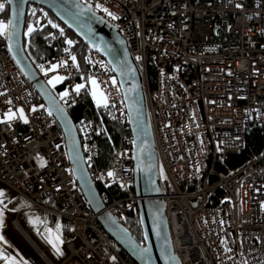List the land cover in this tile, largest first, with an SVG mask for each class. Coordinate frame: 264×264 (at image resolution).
Masks as SVG:
<instances>
[{"label": "built area", "instance_id": "1", "mask_svg": "<svg viewBox=\"0 0 264 264\" xmlns=\"http://www.w3.org/2000/svg\"><path fill=\"white\" fill-rule=\"evenodd\" d=\"M79 1L119 30L142 73L161 197L181 264L263 263L264 152L240 167H221L244 149L246 134L264 123V0ZM0 2L6 4L0 21L7 25V0ZM46 24L40 18L33 26ZM88 61L112 120L129 129L125 96L108 62L92 48ZM52 65L63 80L73 81L79 71L78 57L68 48L42 62L38 71L46 81ZM0 93V182L34 212L29 228L38 220L42 229L51 218L72 221L71 238L61 241L67 253L62 264L76 259L128 264L89 208L72 174L63 133L11 55L6 34L0 35ZM77 99L70 94L60 100L68 108ZM9 111L15 113L11 120ZM76 126L106 210L113 220L126 221L139 201L131 132L123 135L111 165L94 170L99 130L94 118ZM112 185L123 197L110 193ZM24 213L18 212L14 228L47 260L22 226Z\"/></svg>", "mask_w": 264, "mask_h": 264}, {"label": "water", "instance_id": "2", "mask_svg": "<svg viewBox=\"0 0 264 264\" xmlns=\"http://www.w3.org/2000/svg\"><path fill=\"white\" fill-rule=\"evenodd\" d=\"M32 5L50 12L90 48L98 51L108 62L124 93L129 129L134 140V190L139 197L137 210L143 243L138 242L122 222L113 220L106 210L86 165L81 138L68 108L25 52L27 11ZM8 7L9 20L15 23L6 34L9 51L56 119L63 133L72 174L99 225L134 264H181L173 251L166 204L161 197L158 159L143 76L119 30L79 0H25L22 4L20 0H13Z\"/></svg>", "mask_w": 264, "mask_h": 264}, {"label": "trees", "instance_id": "3", "mask_svg": "<svg viewBox=\"0 0 264 264\" xmlns=\"http://www.w3.org/2000/svg\"><path fill=\"white\" fill-rule=\"evenodd\" d=\"M9 18V9L5 14ZM40 18L47 19L48 24L41 28L35 27L36 31L29 37L26 36V31L29 25H36L37 20ZM49 21L52 23L50 24ZM52 24L58 27H52ZM61 29L63 33L61 34ZM73 43L69 45L67 41ZM59 48H68L78 57L79 71L73 81L63 80L55 88H52L58 96L61 93L68 91L70 85L88 83L93 76V71L88 61V53L90 47L78 38L67 26L61 23L47 10L37 7V11L32 15L31 7H28L25 33H24V49L34 66L39 70L42 62L48 60ZM154 76L153 69L151 70ZM77 102L68 106V112L77 125L83 119L94 118L96 128L99 130L97 136L98 142V155L96 157L93 169L108 168L112 161L114 153L122 146V137L129 134L127 127H119L109 115L105 105L98 108L92 101L91 94L87 88L78 92ZM264 152V123L256 125L245 136V147L236 155H232L227 163L221 167V170L228 168H237L245 164L252 157L260 156ZM92 173V169L89 170ZM101 191V189H99ZM110 193L120 198L123 197L122 190L117 185H112L109 188ZM221 195V193L219 194ZM62 227L63 235L66 239L72 236L73 223L70 219L63 218ZM123 225L132 233L134 238L143 243L142 229L139 221L138 210L131 209L128 211L127 220L122 222ZM115 243V242H114ZM116 244V243H115ZM117 246V244H116ZM118 247V246H117ZM124 259L128 264H134L127 254L118 247ZM4 263V259H0V264ZM260 264H264L260 263Z\"/></svg>", "mask_w": 264, "mask_h": 264}, {"label": "rangeland", "instance_id": "4", "mask_svg": "<svg viewBox=\"0 0 264 264\" xmlns=\"http://www.w3.org/2000/svg\"><path fill=\"white\" fill-rule=\"evenodd\" d=\"M36 10L32 9L31 13H35ZM34 25V24H33ZM32 25V26H33ZM34 27V26H33ZM35 28V27H34ZM7 34V31L5 32ZM33 34L28 33V29L26 31V36L29 37ZM49 72H52L51 76L47 79V83L51 88H55L60 82L63 81V76L61 75L60 72L55 68V70H51ZM62 77L63 79L57 82L55 80V77ZM96 80L95 77H92L88 83L83 82L85 87L81 88L80 91L84 90L87 88L91 94L92 101L94 105L98 108L101 105H104L105 99L104 95L102 93L101 88L99 87V84L97 82L96 85H93L91 83V80ZM49 80H52L53 83H49ZM80 84H75L73 86V90L70 89V91L64 92L67 93V95L58 94L59 99L67 98L68 95L73 94L77 96L78 92L76 91V86ZM79 91V92H80ZM96 93L94 96L93 93ZM63 93V94H64ZM20 114V112H19ZM21 116V115H20ZM24 118V117H23ZM22 204H25L26 202L24 200L21 201ZM28 205V204H27ZM29 208V206H28ZM12 212V213H10ZM20 212V211H18ZM18 212L13 213V211H9L8 209L3 212V222H4V228H0V235L4 237V241H0V253H3L4 256L8 257L9 259L14 258L15 259V264H16V257L19 258L21 263L19 264H47L46 261L41 259L40 255L38 254V251L35 250L23 237V234L18 232L13 225L14 219L18 216ZM34 218V212H26L25 213V219L21 222L23 228L31 235L33 240L36 242V244L41 248L42 250L45 251L48 259L53 263V264H62L65 258L67 257V253L62 250L61 246V239H57L59 237V231L61 229V226L59 225V230H57V227L55 228H44L42 229L43 226V221L39 220L36 223V226L34 228H29L28 225V220ZM62 224V222H61ZM51 229V231H49ZM60 240V241H59ZM64 240L66 238L64 237ZM53 244L56 245L60 249V252H57L56 247H53ZM6 262V260H4ZM4 264V263H3ZM67 264H83L80 260H72L71 262Z\"/></svg>", "mask_w": 264, "mask_h": 264}, {"label": "snow or ice", "instance_id": "5", "mask_svg": "<svg viewBox=\"0 0 264 264\" xmlns=\"http://www.w3.org/2000/svg\"><path fill=\"white\" fill-rule=\"evenodd\" d=\"M24 2H25V0H20L21 4L24 3ZM12 3H13V0H7V4H12ZM5 7H6V4L4 2H0V12H3L5 10ZM97 7H100V5H97ZM103 11L108 12V10L106 8L103 9ZM109 15H111V13H109ZM113 18H116V17H113ZM36 23L39 24V20H37ZM49 23L51 24L52 22L49 21ZM9 27H12V28L15 27V23L12 20H9L7 25H5L3 21H0V35H4ZM52 27H58V25L52 24ZM34 31H36V29L32 25H29L28 26V33L31 34ZM60 31H61V34H62L63 33V29H61ZM67 43L69 45H71L73 42L69 40V41H67ZM66 51H67V49H66ZM71 59L75 63L76 57L72 56ZM56 67H57V65H52L51 70H55ZM62 79L63 78L59 77V76L55 77V80L57 82H59ZM49 83H53V81L49 80ZM91 83L93 85L97 84L96 80H94V79L91 80ZM114 83H115V81H114ZM84 87L85 86L83 84L77 85L76 86V91L79 92L80 89L84 88ZM0 94H2V93H0ZM63 95H67V93L62 94V97H63ZM93 95L95 96L96 93L94 92ZM104 99L106 100V98H104ZM9 103H11V101H9ZM35 110L36 109L34 108L33 111H35ZM19 112H20L21 118H23V109H19ZM49 115H51V112H49ZM14 116H15V113H12L11 111H9V114H8L7 118H8V120H11V119L14 118ZM3 122L4 121H0V123H3ZM24 122L27 123V119L26 118L24 119ZM41 166H43V164ZM108 176H110V177L113 176V173L109 172ZM3 195H4V193L0 192V197H2ZM0 204H3V200H0ZM3 226H4V222H3V208H0V228H2ZM57 230H59V225H57ZM49 231H51V229ZM57 239H59V237H57ZM0 241H4V237L2 235H0ZM53 247H56V245L53 244ZM56 250H57V252H60V249L58 247H56ZM145 251H147V250H145ZM0 259H4V260L8 261V264H15V259L14 258L9 259L8 257L4 256L3 253H0ZM112 259L115 260V257H113Z\"/></svg>", "mask_w": 264, "mask_h": 264}, {"label": "crops", "instance_id": "6", "mask_svg": "<svg viewBox=\"0 0 264 264\" xmlns=\"http://www.w3.org/2000/svg\"><path fill=\"white\" fill-rule=\"evenodd\" d=\"M0 192L4 193V195L2 197H0V200H3V204H0V208H3V212H5L6 209H8L9 211H13V213H16L18 211H25V213L26 212H33V211L29 210L27 203L22 204L21 203L22 199L17 197V195L12 190H10L5 184H3L2 182H0ZM10 213H12V212H10ZM61 222L62 221L60 219L51 218L50 219V225L47 228H49V227L55 228V226L57 227V225H60L61 229L59 231V235H60L59 238L61 240H63L64 235H63V227H62ZM3 228L4 227H2L1 229H3ZM18 257H16V264L21 263V261L19 260ZM4 264H8V261L4 262Z\"/></svg>", "mask_w": 264, "mask_h": 264}, {"label": "bare ground", "instance_id": "7", "mask_svg": "<svg viewBox=\"0 0 264 264\" xmlns=\"http://www.w3.org/2000/svg\"><path fill=\"white\" fill-rule=\"evenodd\" d=\"M46 261L47 264H53L52 262H50L49 260H44Z\"/></svg>", "mask_w": 264, "mask_h": 264}]
</instances>
